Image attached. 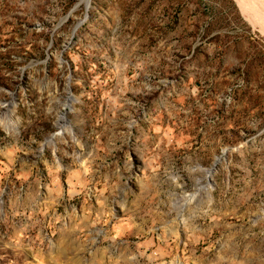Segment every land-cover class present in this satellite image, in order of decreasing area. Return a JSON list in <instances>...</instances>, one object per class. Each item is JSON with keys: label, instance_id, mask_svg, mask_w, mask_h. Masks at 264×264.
Wrapping results in <instances>:
<instances>
[{"label": "rangeland", "instance_id": "obj_1", "mask_svg": "<svg viewBox=\"0 0 264 264\" xmlns=\"http://www.w3.org/2000/svg\"><path fill=\"white\" fill-rule=\"evenodd\" d=\"M85 5L0 0V264H264V0Z\"/></svg>", "mask_w": 264, "mask_h": 264}, {"label": "water", "instance_id": "obj_2", "mask_svg": "<svg viewBox=\"0 0 264 264\" xmlns=\"http://www.w3.org/2000/svg\"><path fill=\"white\" fill-rule=\"evenodd\" d=\"M89 1H90V0H89ZM89 8H90V3H88V5H85V10H86V11H88ZM85 18H87V14L85 15ZM226 151H227V149L224 150V152L222 153V155H225ZM214 164H215V162H214ZM214 164H213V165H214Z\"/></svg>", "mask_w": 264, "mask_h": 264}, {"label": "bare ground", "instance_id": "obj_3", "mask_svg": "<svg viewBox=\"0 0 264 264\" xmlns=\"http://www.w3.org/2000/svg\"><path fill=\"white\" fill-rule=\"evenodd\" d=\"M83 2H86V5H88V3H90L89 0H83ZM207 173H208L209 175H211V174H212V170H208Z\"/></svg>", "mask_w": 264, "mask_h": 264}]
</instances>
